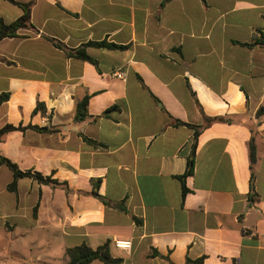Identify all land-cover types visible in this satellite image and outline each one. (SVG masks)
Returning <instances> with one entry per match:
<instances>
[{"label":"crops","instance_id":"0c3cea01","mask_svg":"<svg viewBox=\"0 0 264 264\" xmlns=\"http://www.w3.org/2000/svg\"><path fill=\"white\" fill-rule=\"evenodd\" d=\"M14 2L0 20H30L0 40V157L60 186L0 163V264L106 243L120 264H264V45L244 46L264 39V0Z\"/></svg>","mask_w":264,"mask_h":264},{"label":"trees","instance_id":"16d2710c","mask_svg":"<svg viewBox=\"0 0 264 264\" xmlns=\"http://www.w3.org/2000/svg\"><path fill=\"white\" fill-rule=\"evenodd\" d=\"M6 1H9L11 3H15L14 0H6ZM22 9L24 11L22 17L13 23L7 25L0 20V40L5 39V38L14 37L19 30L28 27L29 20H30L29 5L22 6ZM90 45L97 47V48H105V49H110V50L123 49V47H121V46H116L114 44H110V43H107L105 41L98 42V43H91ZM254 45H264V39L260 38V40L255 41L254 44H250V45L245 44L244 46L251 47ZM75 53L79 58L84 59V60H88V57L82 52L81 49L77 50ZM6 98H7L6 95L1 96L0 97V104L3 101H5ZM39 107L40 106H38L37 109ZM86 107H87V102L85 100L78 104L76 116H75L76 121H82L84 119V117L86 115ZM261 117H264V105L260 106L256 112V118L259 119ZM203 120H204L205 124H209L211 121H214L217 119L211 120V119H208L205 116H203ZM218 120H221V119H218ZM172 125L173 126L184 125V126L192 127V126L184 124L178 120L172 121ZM195 129H196V131H195L194 138L197 139L200 131L203 129V125L197 126V127H195ZM12 130H14V128L11 126H6L2 129H0V137L3 134H5L9 131H12ZM194 149H195V146H193L191 155L187 161V170H186L185 174L179 178L181 181L182 197H184L185 194L187 193V189L184 185V180L187 176H189L193 173ZM248 155H249V168L251 171L250 182H252L253 167L257 161L256 150H255V147L253 144V140H250V142L248 144ZM0 163L6 165V167L12 172L13 177H14V181L18 178H25L26 177V178H32L38 182L51 183L53 185H59L60 186V184H58L56 181L50 179L49 177L43 178L40 174L35 173V172H30V171L22 172L14 164H12L10 161H8L4 158L0 157ZM14 186H15V184L13 182L9 186V188L13 189ZM252 197L253 196H250V199H252ZM105 203H106V205H110L107 202H105ZM65 255L68 259V264H91L94 261H99L103 264H120L121 263V260L113 259L110 256L107 243L102 245L101 247L96 248V249H92L85 244H81V245L66 249ZM203 261H204L203 258H198L195 260L187 258L185 261V264H203Z\"/></svg>","mask_w":264,"mask_h":264},{"label":"built area","instance_id":"2783aa9c","mask_svg":"<svg viewBox=\"0 0 264 264\" xmlns=\"http://www.w3.org/2000/svg\"><path fill=\"white\" fill-rule=\"evenodd\" d=\"M114 76L117 78V79H123L124 78V74L117 71L114 73ZM114 246L115 248L117 249H120V250H129L130 249V243L129 242H123V241H115L114 242Z\"/></svg>","mask_w":264,"mask_h":264}]
</instances>
